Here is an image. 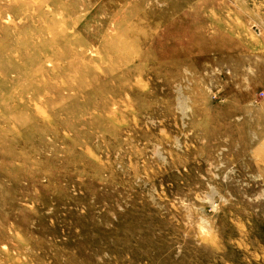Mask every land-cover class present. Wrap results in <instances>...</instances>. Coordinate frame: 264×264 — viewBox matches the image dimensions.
<instances>
[{
    "label": "rangeland",
    "instance_id": "374dc122",
    "mask_svg": "<svg viewBox=\"0 0 264 264\" xmlns=\"http://www.w3.org/2000/svg\"><path fill=\"white\" fill-rule=\"evenodd\" d=\"M0 264H264V0H0Z\"/></svg>",
    "mask_w": 264,
    "mask_h": 264
}]
</instances>
